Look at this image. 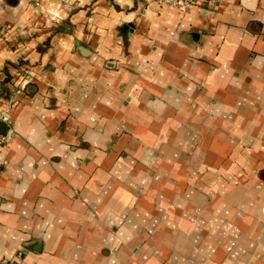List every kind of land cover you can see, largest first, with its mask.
<instances>
[{
  "label": "crops",
  "instance_id": "crops-1",
  "mask_svg": "<svg viewBox=\"0 0 264 264\" xmlns=\"http://www.w3.org/2000/svg\"><path fill=\"white\" fill-rule=\"evenodd\" d=\"M0 123V264H264V0H0Z\"/></svg>",
  "mask_w": 264,
  "mask_h": 264
},
{
  "label": "built area",
  "instance_id": "built-area-1",
  "mask_svg": "<svg viewBox=\"0 0 264 264\" xmlns=\"http://www.w3.org/2000/svg\"><path fill=\"white\" fill-rule=\"evenodd\" d=\"M162 4L177 8L180 10H187L198 4V0H160ZM7 121V118H4ZM1 142L6 141V137H0Z\"/></svg>",
  "mask_w": 264,
  "mask_h": 264
},
{
  "label": "water",
  "instance_id": "water-1",
  "mask_svg": "<svg viewBox=\"0 0 264 264\" xmlns=\"http://www.w3.org/2000/svg\"><path fill=\"white\" fill-rule=\"evenodd\" d=\"M130 30V26L125 25L122 28L123 33H127V31ZM7 133V126L3 123H0V134L5 135Z\"/></svg>",
  "mask_w": 264,
  "mask_h": 264
}]
</instances>
